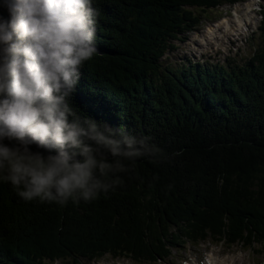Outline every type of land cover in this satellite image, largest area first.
<instances>
[{"label":"trees","instance_id":"trees-1","mask_svg":"<svg viewBox=\"0 0 264 264\" xmlns=\"http://www.w3.org/2000/svg\"><path fill=\"white\" fill-rule=\"evenodd\" d=\"M223 1L235 0H93L97 52L73 103L156 149L90 202L25 201L0 180V264L106 254L155 263L209 237L264 247V47L229 70L160 64L199 23L185 7Z\"/></svg>","mask_w":264,"mask_h":264},{"label":"clouds","instance_id":"clouds-1","mask_svg":"<svg viewBox=\"0 0 264 264\" xmlns=\"http://www.w3.org/2000/svg\"><path fill=\"white\" fill-rule=\"evenodd\" d=\"M98 15L93 0H0V180L25 201L90 202L156 149L73 103Z\"/></svg>","mask_w":264,"mask_h":264},{"label":"rangeland","instance_id":"rangeland-1","mask_svg":"<svg viewBox=\"0 0 264 264\" xmlns=\"http://www.w3.org/2000/svg\"><path fill=\"white\" fill-rule=\"evenodd\" d=\"M262 4L264 5V0H262ZM253 5L254 1L252 0L250 2H246L244 6L239 5L241 7H236L239 13L237 15L234 14V16L231 18V27L229 29L230 31L226 30L228 28V23L226 24L227 26H223L225 32L228 33L237 31V26L246 22V19L249 18L248 16L251 17L250 12L253 9ZM190 10H192L196 15L202 17V25L197 30V32L186 35L187 41L182 39H180V41L177 40L176 42L172 41V44L176 46V49L174 51H169L163 58L162 61H164V66L166 67H174V69L182 70L184 68L181 67L186 62H192L193 64H217L225 63L229 60L233 61L228 62L226 66L243 65L249 59V57L253 55L255 50L262 44L260 29L259 31H256L261 22V17L259 16L256 19L257 24L253 27V30L256 32L253 35V38H249V42H247L240 49L235 48L233 52H229L226 48L227 46H223L221 47L223 49V52L216 54V51L211 48V44L216 42L219 38H222L223 34L218 35L220 34V29L216 27L214 28L215 31L211 29L207 34L205 33L206 31L203 30H206L214 22L221 20L226 16V14L218 11L217 8L205 12L198 8H190ZM241 30H243V28L239 27V31ZM201 31L203 32L200 35L193 37L194 34H197ZM215 36L218 38H216ZM213 37H215L213 41H209L208 44L204 47H200L198 46L199 44H196L197 42L203 44L206 40ZM219 44H221V42H219ZM243 247L245 246L234 245L230 247L223 243H220L219 245H213L210 243L193 245L187 242H182L179 243V245L174 249L172 255L173 259H170L169 262L171 264H182V261L186 258H188V260L192 258V260L195 261L196 258L194 257H199V263L204 264L205 258L210 260L214 255V257L217 258V261L220 264H264V250L260 251L262 255L259 256L257 247H248L249 249H244ZM104 258L105 259L102 258V260L96 263L81 259L80 264H99L101 262L102 264H108L107 262H109L110 264H144L126 258L115 260L111 255H106ZM49 264H71V262L57 261Z\"/></svg>","mask_w":264,"mask_h":264},{"label":"bare ground","instance_id":"bare-ground-1","mask_svg":"<svg viewBox=\"0 0 264 264\" xmlns=\"http://www.w3.org/2000/svg\"><path fill=\"white\" fill-rule=\"evenodd\" d=\"M238 6H239V5H236L235 8L233 7V9H232V14H233V16H234V14L237 15V14L239 13L238 9L236 8V7H238ZM247 6H248V5H247ZM239 7H241V6H239ZM246 8H248V7H246ZM249 9H250V8H249ZM240 11H241V10H240ZM233 16H232V17H233ZM248 17H249V18L246 19V22H244L243 24H240L239 26H237L238 30L235 31V32H239V27H240V28H243L244 25H247V22L250 21V19H251L250 16H248ZM230 20H231V18H229V19L226 18V19H224L223 21L218 22V23H216L215 25H212V27H213V28L216 27V28L220 29L221 27H223L224 25H226V24L228 23V28L226 27V28H227L226 30L230 31V30H229L230 27H231V25H230V24H231V23H230ZM239 22H240V21H239ZM241 23H242V22H241ZM226 26H227V25H226ZM237 28H236V29H237ZM211 29H212V28H210V30H211ZM213 30H214V29H213ZM232 30H233V29H232ZM214 31H215V30H214ZM208 32H209V30H207L205 33L207 34ZM103 263H104V262H103ZM99 264H102V262L99 263Z\"/></svg>","mask_w":264,"mask_h":264}]
</instances>
